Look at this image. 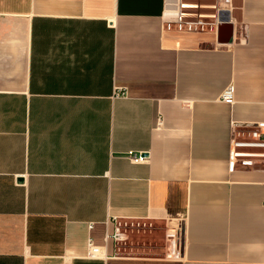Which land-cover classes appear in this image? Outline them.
I'll return each mask as SVG.
<instances>
[{
    "label": "crops",
    "instance_id": "1",
    "mask_svg": "<svg viewBox=\"0 0 264 264\" xmlns=\"http://www.w3.org/2000/svg\"><path fill=\"white\" fill-rule=\"evenodd\" d=\"M174 2L0 0V264H264V157L229 165L264 122V0L205 32Z\"/></svg>",
    "mask_w": 264,
    "mask_h": 264
},
{
    "label": "built area",
    "instance_id": "2",
    "mask_svg": "<svg viewBox=\"0 0 264 264\" xmlns=\"http://www.w3.org/2000/svg\"><path fill=\"white\" fill-rule=\"evenodd\" d=\"M235 0H175L174 18L168 22V29L176 28L181 32H205L215 28L216 31L223 24V16L230 17ZM116 96H119L117 89ZM220 101L233 103L234 86L228 85L220 95ZM250 131L246 139L234 140L230 151L229 165L234 169L238 163L242 165L251 164L246 158L251 155L264 157V122L250 125ZM254 149L259 152H242L237 149ZM134 161H143L142 157H135ZM183 227L181 224L171 225L166 232V257L180 260L182 257V245L180 243ZM112 238L115 241L124 240V233L120 228H115ZM100 253V247L94 245L90 240L88 243V255L96 257Z\"/></svg>",
    "mask_w": 264,
    "mask_h": 264
},
{
    "label": "water",
    "instance_id": "3",
    "mask_svg": "<svg viewBox=\"0 0 264 264\" xmlns=\"http://www.w3.org/2000/svg\"><path fill=\"white\" fill-rule=\"evenodd\" d=\"M221 28V26L219 27V29ZM22 180V179H21Z\"/></svg>",
    "mask_w": 264,
    "mask_h": 264
}]
</instances>
